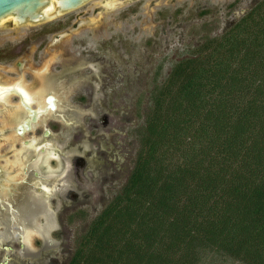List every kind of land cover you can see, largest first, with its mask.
<instances>
[{"label": "trees", "instance_id": "trees-1", "mask_svg": "<svg viewBox=\"0 0 264 264\" xmlns=\"http://www.w3.org/2000/svg\"><path fill=\"white\" fill-rule=\"evenodd\" d=\"M67 264H264V0L152 90L134 167Z\"/></svg>", "mask_w": 264, "mask_h": 264}, {"label": "rangeland", "instance_id": "rangeland-1", "mask_svg": "<svg viewBox=\"0 0 264 264\" xmlns=\"http://www.w3.org/2000/svg\"><path fill=\"white\" fill-rule=\"evenodd\" d=\"M256 1L141 0L138 17L117 21L116 25L112 21L117 13H87V18L102 23L105 36L114 32L112 27L121 26V51L113 53L115 58L109 48L99 55L84 51L81 57L77 55L84 65L80 74L71 77L74 82L70 85L74 87L69 89L68 81L60 82L64 75L55 84L62 110L33 135L39 138L44 129H50L53 138L40 142L59 150L53 158L47 150L45 160L48 157L52 164L39 168L43 173L39 181L51 191L40 202L31 201L38 213L33 218H14L8 222L10 229L5 224L0 226V264L68 263L81 235L121 189L134 167L152 90L183 54H190L205 39L220 36ZM162 11H167V27L157 22L162 19ZM7 24L11 25V20L0 27L1 38L10 37L11 30L4 28ZM30 26L26 27L28 31L36 30ZM17 36L28 35L19 32ZM93 36L86 45H93L99 38ZM134 44L139 48L132 51ZM63 45L67 51L62 52L71 55L72 38ZM34 53L32 62L40 66L42 52L36 49ZM51 68L59 70L57 65ZM18 206L24 208L23 202ZM16 223L22 237L11 230Z\"/></svg>", "mask_w": 264, "mask_h": 264}, {"label": "flooded vegetation", "instance_id": "flooded-vegetation-1", "mask_svg": "<svg viewBox=\"0 0 264 264\" xmlns=\"http://www.w3.org/2000/svg\"><path fill=\"white\" fill-rule=\"evenodd\" d=\"M140 1L93 0L57 17L59 20L50 26L44 25L52 21L40 24L42 28H37L40 25L30 26L36 29L32 31H28L27 26H17L13 21L11 25L4 26L11 31L10 37H0V226L5 224L10 229L8 222L14 218H33L38 214L33 203L40 202L39 199L45 197V194L47 197V193L51 191L39 181L43 176L39 168H48L52 164L48 157L45 160L47 150L50 151L48 156L51 158L56 157L59 150H52L51 147H46L47 143L40 142L42 139L53 138L50 129H44L43 136L39 138L33 135L46 120L55 119L62 108V100L54 89L59 77L64 75L60 82L68 81V88L72 89L74 86L70 84L74 81L71 77L77 72L80 74L84 65L78 61L80 58L77 55L81 57L84 51L99 55L107 48L112 56L113 53L121 51V26L112 27L114 32L105 36L102 23L87 18V13H117L112 21L116 25L117 21L120 23L125 19L138 17ZM153 5L157 4L153 2ZM164 14L167 15V11L160 13L162 19L157 22L158 25L167 27ZM19 32L28 36H17ZM46 35L52 36L48 38ZM93 35L99 38L93 45H86L88 38H93ZM71 38V55L70 52L64 54L62 51H67V48L63 42ZM149 45L151 42L146 47H151ZM61 46L63 48L60 49ZM138 48L134 44L131 50ZM36 49L42 52L40 66L34 65L33 57L31 58ZM126 50L127 48L123 52ZM185 57L187 55L183 54L180 59ZM53 65L58 66L59 70L56 71H60V74L52 70ZM24 93L28 100H25ZM42 159L45 161L40 165ZM31 201H34L32 205ZM22 202L23 206L25 202L26 204L21 209L18 205ZM18 223L21 224L20 221ZM19 224L11 225V230L16 231L18 237H22Z\"/></svg>", "mask_w": 264, "mask_h": 264}, {"label": "water", "instance_id": "water-1", "mask_svg": "<svg viewBox=\"0 0 264 264\" xmlns=\"http://www.w3.org/2000/svg\"><path fill=\"white\" fill-rule=\"evenodd\" d=\"M91 1L93 0H0V27L9 20L17 26L40 25Z\"/></svg>", "mask_w": 264, "mask_h": 264}, {"label": "bare ground", "instance_id": "bare-ground-1", "mask_svg": "<svg viewBox=\"0 0 264 264\" xmlns=\"http://www.w3.org/2000/svg\"><path fill=\"white\" fill-rule=\"evenodd\" d=\"M24 98H25V100H28L27 94H25V93H24Z\"/></svg>", "mask_w": 264, "mask_h": 264}]
</instances>
